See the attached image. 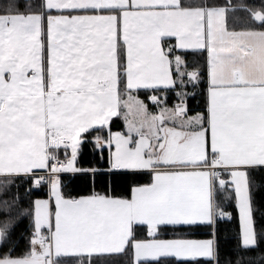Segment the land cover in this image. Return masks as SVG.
Returning a JSON list of instances; mask_svg holds the SVG:
<instances>
[{"label": "snow or ice", "instance_id": "6c2138e0", "mask_svg": "<svg viewBox=\"0 0 264 264\" xmlns=\"http://www.w3.org/2000/svg\"><path fill=\"white\" fill-rule=\"evenodd\" d=\"M0 264H264V0H0Z\"/></svg>", "mask_w": 264, "mask_h": 264}, {"label": "trees", "instance_id": "16d2710c", "mask_svg": "<svg viewBox=\"0 0 264 264\" xmlns=\"http://www.w3.org/2000/svg\"><path fill=\"white\" fill-rule=\"evenodd\" d=\"M122 127V122L121 121H116L114 124H113V128L115 130H120V128ZM68 191H71L73 194H77V193H86L87 192V189L85 188L83 182H80V181H76V182H73L71 184L68 185ZM98 190H99V186H98ZM116 195H119L121 194V190L119 188L116 189V192H115ZM40 198H43V194L40 195ZM231 210V209H229ZM224 226L221 225V229L223 230ZM20 231V230H18Z\"/></svg>", "mask_w": 264, "mask_h": 264}]
</instances>
